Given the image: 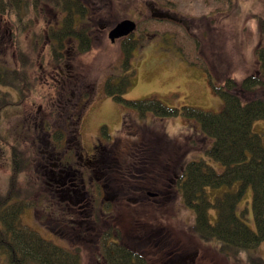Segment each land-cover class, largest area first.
<instances>
[{"label":"rangeland","instance_id":"obj_1","mask_svg":"<svg viewBox=\"0 0 264 264\" xmlns=\"http://www.w3.org/2000/svg\"><path fill=\"white\" fill-rule=\"evenodd\" d=\"M94 1H98V3H94ZM94 1L89 0L93 11L88 14L90 16L88 22L93 28L91 49L82 54L74 53L69 60L73 77H77L78 79H75L80 83V78H87L93 87L91 88L90 84L92 96L85 102V112H83L78 126L81 146L78 142L77 152L91 153L92 146L98 140L109 142L116 135L122 134L120 129L126 109L121 102L104 93L103 84L108 76L114 75L116 80L124 74L129 76L130 84L123 94L124 99L155 97L170 107L179 108L188 105L218 112L222 109L223 100L213 90L210 78L218 83L223 82L226 77H233L240 81L244 76L258 70L256 49L263 45L260 19H264V0ZM26 3L28 8L23 9L25 12H20L24 21L30 19L33 20V23L37 21L39 23H32L28 30L18 32L15 26L16 16L12 14L9 17L0 14V61L9 67L15 66L14 39H18L23 54L28 55V59L31 58L35 61V68L27 70V76L31 78V82L36 78L33 86L34 92L22 101L17 111L7 114L1 124H3L4 130H9L14 126L19 131L20 127L23 134L33 135L35 132L31 126L35 124L34 116L42 117L38 119V123L39 120L41 123L47 120L56 125L66 123L67 116H70L71 112L57 110L59 103H62V100L65 101L69 92L61 88L56 91L49 76V74H56L58 69L64 70L60 64L50 63L52 59L47 34L49 21H56V15H54L56 10H58L57 19H60V11L55 8L56 4L53 1L38 5L45 9L42 12L38 9L39 13H37V9L32 8L30 0L23 1V4ZM153 7L163 12L158 15L155 13L154 17L151 15ZM172 16L179 17L185 23H175L168 19ZM124 18L134 20L139 26L133 33V37L139 43L132 50L127 69L123 68L124 55L120 49V38L111 42L107 36V29ZM143 23H147L146 35L144 34L145 29H142L145 26ZM84 25L86 24L84 23ZM163 29L170 32H165ZM174 36L178 37L180 42L184 41L183 53H187V49H190L194 55L199 56V58L193 56L191 60L194 59L197 63L199 61L200 64H191L187 60L186 55L178 50L180 45L173 41ZM208 72L211 73L210 76ZM0 89L12 91L10 88L2 86ZM73 91V99L78 101L79 89L75 87ZM259 95L263 96L264 93L259 92ZM37 111L38 114H35ZM131 114L135 122L132 125L141 140L148 136L151 137L153 134L151 131L154 133L163 132L169 139L188 147V151L184 155L185 163L190 160L204 159L208 165L215 169H222V164L211 158L205 151L211 146L212 141L209 140L205 145L207 139H205L198 122L186 119L181 115L159 117L148 112L139 117L135 113ZM65 126L68 128L67 124ZM47 131L49 132L48 129ZM252 131L259 134L264 146V120H254ZM164 138L166 137L163 136ZM30 145L32 153L35 154V143ZM21 146L23 149L26 145L22 144ZM5 149L8 151V147ZM4 153L0 147V189L3 188L9 170ZM33 172L32 175L42 183L44 176ZM112 178L111 188L122 192V189L116 185L120 183L114 177ZM237 184L238 182L233 186L207 187L209 199L214 202L224 192L236 190ZM126 186L135 188L137 193H134L135 200L129 195L124 197L126 195L122 193L121 203L117 205L119 209L113 214L116 215L115 225L122 233L124 241L136 247H144L147 253L145 255L148 260L147 264H249L247 253L237 256V261L219 253L214 244L199 242L191 234L189 228L194 223V212L182 204L177 192L168 196L165 194L164 197L155 198L152 202L146 201L147 197H150L147 196L143 199L145 203L143 201L140 203L141 199L139 198H143L142 194L137 195L141 192L140 189L154 193L153 197L156 196V192L148 191L146 187L137 183L126 182ZM47 193L50 197V192L47 191ZM235 213L250 229L256 230L252 211L251 185L245 188L237 201ZM36 215L30 208H26L21 215V221L43 238L51 240L57 245L58 242H62V245L65 246L76 244L75 246L80 247L81 250V264H103V261L96 257L97 248L94 246L96 241L91 236L78 235L77 239L72 234L74 230L71 231L63 227L64 238H67L66 244L59 235L47 230L59 227L52 217L46 215L39 219ZM209 215L213 223L216 219L214 207L209 209ZM159 217L162 220L161 226L163 225L167 231H161V233L151 236L147 241L150 225L155 222V218ZM87 233H94L91 226ZM73 239L75 242L72 241ZM152 240H158L154 249L148 246ZM174 245L175 253L170 255L169 248ZM163 248L164 250H162ZM250 254L260 256L264 260V240L252 249Z\"/></svg>","mask_w":264,"mask_h":264},{"label":"trees","instance_id":"obj_2","mask_svg":"<svg viewBox=\"0 0 264 264\" xmlns=\"http://www.w3.org/2000/svg\"><path fill=\"white\" fill-rule=\"evenodd\" d=\"M23 1L0 0V14L9 17L14 14L18 32L28 30L33 23V20L30 19L24 21L20 14V12H25L23 9L28 8V4H23ZM51 1L64 11L61 16L62 25L58 29L49 27L47 31L52 59L50 63L61 65L64 62L63 51L67 48L65 41L68 37L75 36L77 38L73 52L81 54L91 49L93 38L88 33L89 28L84 25L86 12L81 9L80 0H30V3L32 8L36 9L43 2L51 3ZM73 6L74 11H67ZM144 25H142V29L146 30L147 23ZM260 29L263 45L256 49L258 70L255 73L244 76L240 81L233 77H226L223 82L218 83L210 78L213 90L223 100L222 109L218 112L188 105L179 108L170 107L155 97L124 99L123 94L130 84L129 76L124 74L117 80L114 75L108 76L104 81L103 91L106 95L121 102L126 112L122 118L120 129L122 134L116 135L109 142L98 140L100 144L106 145L108 148V154L102 156V164L107 165L106 180L109 185L111 178L114 177L120 183L116 185L123 192H128L129 197H134V193L137 192L134 188L127 187L126 182L137 183L146 187L148 191L156 192V196L153 197L144 191L145 189H140L141 192L137 194L143 195V198H139L141 199L140 203L147 196L150 197H147L146 201L152 202L155 198L160 199L165 194L168 196L177 192L182 204L194 212V223L189 227L191 234L201 243L214 244L219 253L237 261L241 254L247 253L249 264H264L262 257L250 254V251L264 240V146L259 134L252 131L254 120H264V95H259V92L264 93V19L262 18L260 19ZM163 31L170 32L167 29H163ZM173 39L180 45L178 50L183 53L184 41L180 42L175 36ZM138 43L139 41L133 37V34L120 38V49L124 55V69L128 68L132 50ZM14 45L16 47L15 66L9 67L0 61V86L12 90L11 93L9 90L0 89V147L6 154V163L9 169L3 188L0 189V264H81V250L80 247L75 246L76 244L68 243L70 246H65L62 245V242L57 241V245V243L43 238L21 221L24 210L30 208L39 219L49 215L58 226L65 227V225L72 224L66 213L54 211L55 207L51 205L52 200L47 193L44 180L43 185L32 175L33 164L38 160V157L31 151L30 135L23 134L20 127L19 131L14 126L9 130H4V126L1 124L7 114L17 111L22 101L34 92L33 86L36 82V78L31 82V78L27 76V70L35 68V61L31 58L28 59V55L23 54L18 39H14ZM183 54L191 64H200L199 61L197 63L196 60H191L193 56L196 58L199 56L194 55L190 49H187V53ZM201 60L203 61V58ZM208 75L210 76L211 73L208 72ZM80 81L88 88L83 94L80 93L79 102L73 101L75 105L70 109L72 115L69 121H66L68 128H65L71 136L73 148L74 146L77 148L78 145V126L83 112H85V102L92 96L89 79L80 78ZM91 88H93L92 84ZM64 90L68 91L67 87ZM148 112L159 117L181 115L186 119L198 122L205 139H207L205 145L209 140L212 141L211 146L205 151L211 158L222 164V169H215L208 165L204 159L190 160L185 163L184 155L187 153L188 147L169 139L163 132L154 133L151 131L153 133L151 137L148 136L141 140L132 125L134 117L131 113L142 117ZM43 124L46 130L49 129L50 123L47 120ZM137 126L139 127V125ZM65 134L59 129L52 132L51 142L54 143V146L58 148L62 145ZM160 134L166 138L163 139ZM22 144L27 147L24 146L21 149ZM3 147H8V151ZM65 160L66 164H73L76 159L69 153L65 156ZM97 165L99 166L98 163ZM236 182H238L236 190L224 192L214 202L209 199L207 187L233 186ZM248 185H251L252 188V211L256 230L250 229L235 213V205ZM84 202L87 203V200ZM88 202L90 204L86 208L91 209V215L87 217L89 212L87 214L84 210L81 217L84 216L83 218L86 219L90 217L87 220L89 225L84 223L81 227L91 226L94 233H72L75 235L74 237L77 238L78 235L91 236L96 241L94 244L97 248L96 257L101 259L103 264H147L148 260L145 256L147 253L144 247H136L124 241L122 233L118 231L117 227L112 226L115 221L109 215L113 214L111 209L113 210L115 206L112 205L108 208L107 205L106 207L107 222L110 225L103 231V226L100 225L101 212L103 211L102 195H92ZM211 207L216 209V219L213 223L209 215ZM159 218H155V222L150 225L147 241L151 236L153 237L161 231H167L163 225L161 226L162 220ZM74 227L77 230L79 228L77 225ZM56 234L65 240L64 242L67 241V238H64V233ZM72 241L75 242L74 239ZM157 241L152 240L148 246L152 249L156 248L154 246L157 245ZM162 247L164 246L162 245ZM175 248V245L169 248L170 255L175 253Z\"/></svg>","mask_w":264,"mask_h":264},{"label":"flooded vegetation","instance_id":"obj_3","mask_svg":"<svg viewBox=\"0 0 264 264\" xmlns=\"http://www.w3.org/2000/svg\"><path fill=\"white\" fill-rule=\"evenodd\" d=\"M80 1L82 3L81 9L86 12V15L84 18V21L86 24L85 26L89 28L88 33L93 38V34L91 33L93 31V28L90 26L91 23L88 22L89 21L88 19L90 17L88 16V14L92 13L93 6L92 4H90L89 0H80ZM94 3H98V1H94ZM55 8L59 9L60 11L59 13L62 16V13H64V11L60 10L58 5H55ZM153 8H154L153 10L151 9V15L154 17H155V13L158 15L163 12L155 7ZM36 9H37V12H38V9H40L39 10L40 12L45 10L43 6L42 7L38 6L36 7ZM74 10H75L74 6L69 8V10L67 9V11L69 12L74 11ZM56 11L57 12L54 14L56 15L55 16L56 21L52 22V20H50L49 21L50 24L48 28L52 27L54 29H58L62 25L61 17L60 19H57L58 10ZM172 17L168 19H170L171 21L175 23H178V22L185 23L182 19H180L177 16H172ZM36 23H39V22L37 21L34 24ZM111 28L112 26L109 29H107V31H109ZM137 28H138V25L136 23V29ZM144 34L146 35V30L144 31ZM147 35L149 34L147 33ZM76 42H77V38L75 36H70L67 38V40L65 41L67 48L63 51L64 62L61 64V66L64 67V70L60 71V69H58L56 74H53V75L49 74L50 79L52 80L55 86L54 89L56 91L61 90V89L64 90L67 87V90L69 92V94H67L65 98V101L62 100V103H59L58 107L56 106L57 110L61 109L62 112H69L70 109H72V107L75 105V103L73 102L74 101L73 99L74 91L73 90L75 87L79 89L78 102L81 99L80 93L83 94L85 92V89L88 88L84 86V84L80 83L79 80H77L78 78L75 79V77H73V74H71L72 67L69 64L70 62L69 60L71 59L70 56L74 54L73 50H74V45H76ZM37 76H38V73L36 74V77ZM64 84L66 85V87H64L65 86ZM35 114H38V111L35 112ZM71 115H72V112L70 116H67V120L71 118ZM41 118L40 117L37 118V116H34L35 124H33L31 128H33L35 134L29 136V140L32 143H35L34 145L36 147L35 156L38 157V160L34 161L33 171L36 173H40L41 175L44 176L43 180L46 185L45 187L47 191H49L51 194L50 196L52 200L51 205L55 207L54 211L55 212L60 211L63 214L66 213V216L70 217L72 221V224L70 226L69 225L67 226L64 224L65 227L63 225L61 226L59 225V227L54 230H51L49 228L47 230L50 233H63L64 231L62 229L63 227L64 228L70 227L68 229H70L71 231L74 230V233H87V231L89 230V226H88L89 222L87 220H89L90 217L86 219V218H83L84 216L81 217V215L83 214V211L85 210L86 213L89 212V214L87 213L88 215L86 214L87 217L90 216L91 209L86 208L87 205H89L90 203L87 204L84 201L87 200L88 202V200L92 198V195L94 196L97 194H101L102 203H103V207H102L103 211L101 212L102 214H101V219H100V225L103 226L102 229L103 231H105L110 225L107 222V217H106L107 205H108V208L112 205L115 206L113 210L111 209V213L114 214L117 210V205H120L121 203L122 195L124 194L126 195L124 197H127L129 194L128 192L115 191L114 189L111 188V186L106 180L107 165L102 164L103 163L102 156L108 154V148L106 147V145L100 144V142L97 141V143L92 146L93 148H92L91 153L85 154L84 152H81V151L77 152L76 151L77 148H75V146H74L75 149L72 147L73 143L71 141V136L68 134V130L65 129L66 128L65 125L67 123L56 124V125L50 123L49 129H48L49 132H48L44 127L43 121L41 123L40 122L41 120H39L40 125H38L39 124L38 119H41ZM57 129L66 133L64 135L62 145L58 148L54 146V143L51 142L52 132ZM78 142L80 145V140L77 141V144ZM69 153H71L74 159H76L73 164H66L67 161L65 160V156L69 155ZM97 163L99 164V166L97 165ZM133 200L135 199L133 198ZM113 214L109 216L111 218L113 217L115 220V217ZM115 222L112 223V226L117 227L115 225ZM84 223L85 224L87 223L88 225L87 227L82 228L81 225ZM74 225L79 226L78 230L74 227Z\"/></svg>","mask_w":264,"mask_h":264},{"label":"water","instance_id":"obj_4","mask_svg":"<svg viewBox=\"0 0 264 264\" xmlns=\"http://www.w3.org/2000/svg\"><path fill=\"white\" fill-rule=\"evenodd\" d=\"M136 29V22L130 18H124L118 21L107 33L108 38L111 42H114L116 39L128 36L129 34L134 33ZM150 196H153L154 193L148 192Z\"/></svg>","mask_w":264,"mask_h":264}]
</instances>
